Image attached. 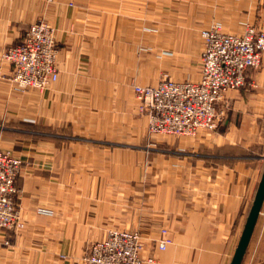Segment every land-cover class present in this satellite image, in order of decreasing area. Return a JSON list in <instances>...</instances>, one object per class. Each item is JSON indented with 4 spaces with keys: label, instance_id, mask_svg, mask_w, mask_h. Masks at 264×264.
Here are the masks:
<instances>
[{
    "label": "crops",
    "instance_id": "1",
    "mask_svg": "<svg viewBox=\"0 0 264 264\" xmlns=\"http://www.w3.org/2000/svg\"><path fill=\"white\" fill-rule=\"evenodd\" d=\"M41 19L56 30L58 79L18 92L1 54ZM212 25L264 30V0H0V147L22 161L23 224L0 233V264H82L110 228L137 230L154 264H230L264 168V54L219 105L214 132L148 153L131 89L198 80V35ZM162 227L172 244L158 251ZM240 264H264V200Z\"/></svg>",
    "mask_w": 264,
    "mask_h": 264
},
{
    "label": "built area",
    "instance_id": "2",
    "mask_svg": "<svg viewBox=\"0 0 264 264\" xmlns=\"http://www.w3.org/2000/svg\"><path fill=\"white\" fill-rule=\"evenodd\" d=\"M55 34V28L41 19L28 27L21 44L2 52L1 58L12 67L9 81L14 90L24 93L34 89L42 94L57 81ZM199 37L202 48L198 80L165 79L155 86L132 85L138 111L147 117L149 137L194 138L214 132L225 120V111L219 105L226 95L245 85L247 70L261 66L263 29L248 26L241 34H228L212 25L202 29ZM21 169V159L0 147L1 234L23 228L16 205V180ZM141 238L137 230L110 228L102 240L87 244L82 264H154L150 256L142 259ZM3 244L8 245L7 240ZM171 244L168 230L162 227L156 248L165 251Z\"/></svg>",
    "mask_w": 264,
    "mask_h": 264
},
{
    "label": "water",
    "instance_id": "3",
    "mask_svg": "<svg viewBox=\"0 0 264 264\" xmlns=\"http://www.w3.org/2000/svg\"><path fill=\"white\" fill-rule=\"evenodd\" d=\"M264 200V168L243 231L230 264H240Z\"/></svg>",
    "mask_w": 264,
    "mask_h": 264
},
{
    "label": "rangeland",
    "instance_id": "4",
    "mask_svg": "<svg viewBox=\"0 0 264 264\" xmlns=\"http://www.w3.org/2000/svg\"><path fill=\"white\" fill-rule=\"evenodd\" d=\"M149 32H148V34H151L152 35V37H156V35H158V34H161V33H158V31L156 30V29H151V30H148ZM169 35H171V33H168ZM198 37H199V35H198ZM199 40H200V37H199ZM201 42V41H200ZM200 47L202 48V43H200ZM200 48V49H201ZM148 52V54H150V55H153V56H155V58L156 59H159V60H161V59H163L164 60V58H167V59H174V49H172V47H168V48H166V49H163V50H161V49H159L158 51H154V49H151V52H150V48H146L145 49V47H140V48H137L136 49V52H137V54H139V52ZM167 79V78H166ZM174 81V80H173ZM132 85H138V84H136V83H132L131 84V87H132ZM137 112L138 113H140L139 111H138V109H137ZM140 114H143V113H140ZM144 115V114H143ZM147 129H148V123H147ZM164 139V138H163ZM162 139V140H163ZM161 140V138H159V137H149V135H148V132L146 133V141H147V145H146V148L148 149L147 151H146V153H148L149 152V149H154V147H156L158 144H159V142H161L160 141ZM141 240H142V238H141Z\"/></svg>",
    "mask_w": 264,
    "mask_h": 264
}]
</instances>
